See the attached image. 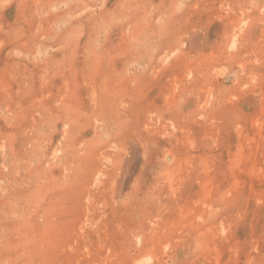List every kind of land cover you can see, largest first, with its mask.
Instances as JSON below:
<instances>
[{
	"label": "rangeland",
	"instance_id": "374dc122",
	"mask_svg": "<svg viewBox=\"0 0 264 264\" xmlns=\"http://www.w3.org/2000/svg\"><path fill=\"white\" fill-rule=\"evenodd\" d=\"M0 264H264V0H0Z\"/></svg>",
	"mask_w": 264,
	"mask_h": 264
}]
</instances>
